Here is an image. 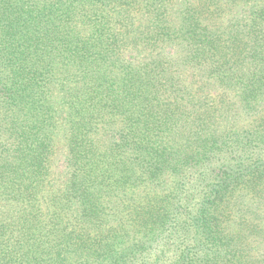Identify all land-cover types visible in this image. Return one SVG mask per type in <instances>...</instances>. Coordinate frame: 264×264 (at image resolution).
Here are the masks:
<instances>
[{"label": "trees", "instance_id": "trees-1", "mask_svg": "<svg viewBox=\"0 0 264 264\" xmlns=\"http://www.w3.org/2000/svg\"><path fill=\"white\" fill-rule=\"evenodd\" d=\"M0 264H264V0H0Z\"/></svg>", "mask_w": 264, "mask_h": 264}]
</instances>
